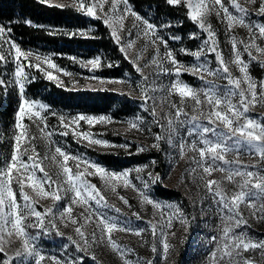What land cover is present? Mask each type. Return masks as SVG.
<instances>
[{"label":"snow or ice","instance_id":"6c2138e0","mask_svg":"<svg viewBox=\"0 0 264 264\" xmlns=\"http://www.w3.org/2000/svg\"><path fill=\"white\" fill-rule=\"evenodd\" d=\"M169 6H186L187 17L195 23L202 33L207 36L203 40L201 47L196 50L181 48L180 51L185 55L194 57L200 63L186 65L177 59L175 50L169 47V39L181 40L180 36H171L165 38L163 35L158 34L160 27H171L170 24L157 25L150 22L145 17L141 16L129 4L128 0H38V3L52 8L66 9L73 8L75 11L83 14L84 16L91 17L102 21V23L111 30V37L117 45L119 51L128 59L135 67L137 73H140L142 82L137 85L140 88L139 98L143 100L141 107L145 112H149L152 117L151 121H147L142 116H135L126 121L129 130L151 132L150 124H160L157 116V108L155 106V99L149 93L157 91L156 80L159 79L161 74L179 77L181 73H188L193 76H198L201 80H205L206 76H216L220 79L227 80V86L223 91H219L212 81H205L206 84L212 85L205 88H193L182 80L176 79L169 86H167V93L169 95L176 94L180 97L179 103H171L170 108L175 109L174 117L170 114L167 118L166 133L155 134V143L151 144V148L160 149V142L163 140L172 144L176 136H180L179 129L185 125L187 128V137H194L189 140L184 136H180L178 141L179 154L184 158L189 152L193 153L189 160L193 167L190 168V174H193V181L199 180L206 188L209 197L213 204L216 206V211L220 219V224L217 225L219 235H213L209 243L213 245L210 249L209 256L211 264H254V261L246 257L244 254L247 252H254L259 250L262 257H264V240H256L249 235L247 230L243 229L248 225V220L245 219L240 206L247 202V207L251 211V215L257 219L264 220V175L260 171H250L248 165H241L239 160L229 161L226 156L229 153L238 155L242 149L246 148L249 154H257L261 160H264V123L250 117L248 113L251 108L258 102H264V81L257 82L253 79L249 72V63L242 59L243 53L238 49L237 45H243V52H246L251 59H257L253 56L252 50L264 55V47L256 43V39L264 38V23H254L247 19L249 16V7L247 5H256L257 0H244V4L239 0H228L230 7L235 10V14L226 6L225 0H165ZM109 5L105 11V5ZM123 8H120V5ZM218 6V7H217ZM212 13L222 22L226 23L227 30L231 32L236 27H243L247 29L250 41L237 40L236 36L231 37L232 50L234 58L230 63L236 65L241 73L240 77H233L229 68V62H226L222 53L218 51V40L216 33L212 28L211 23L208 22V17ZM222 13V16H221ZM258 13L264 15V0H259ZM128 17L134 18L131 28H127L125 21ZM139 22V23H137ZM24 23L31 27H44L43 25H36L30 19L25 20ZM9 24L0 23V42L8 44V52L5 54L2 50V43H0V62L14 64L12 72V80L6 81L0 78V86L7 87L9 83L18 89L20 103L16 112L15 129L19 130L13 139L15 144L10 160L6 161L3 168H0V253L5 252V243H11L13 236L20 238L21 250H17L15 255L17 257L27 256L32 257L34 264H45L46 260L51 264H72L67 260H61L56 256L46 257L36 246L34 241L38 236L31 235L27 229L37 228L47 234L48 228L45 220L49 217H55L56 213L53 212L52 207L45 208L43 212L38 211L34 205L38 202V198H46L51 196L54 201H60L67 197L68 193H72L71 202L68 206L64 207L59 212L60 220L68 219L72 225H79L74 228L76 236L79 240L74 239L73 236H68L67 239L75 245L79 251H85L89 245V236L86 232L87 225L91 221L92 214L97 217L95 229H99L100 235L97 236L96 230L91 232V243H99L107 241V244L124 258L125 250L113 239L112 234L116 231L120 232H133L135 235L140 236L144 229H131L122 226L117 220L108 217L105 213L99 211V207L91 209V202H95L97 206H107L105 196L97 186L90 182L87 178L93 175H99L105 186L109 187L111 191L116 192V182L122 181V186L125 188L132 187L139 192L141 203L151 205L154 210L159 213V222L153 223L149 221L152 235L155 238L157 235V227L159 224L160 235L163 237V251L165 258L169 253L170 248L173 246L168 242V236H175L173 222L178 221L187 231L192 226L193 218L185 215L184 210L179 204L174 202H165L155 199L148 193L151 186L159 183L163 185V178L159 173H154L150 170L149 165H143L135 169H126L124 171H110L95 161H90L83 156H76L66 153L61 147L55 148V153L63 158V163L59 164L61 172L57 175L65 177L64 183L66 188L57 180H53L40 164L36 162L32 154H29L30 147L25 146L22 148L21 141L25 139H34L31 137L28 128L23 123L25 117L32 120L40 127L43 123L47 127L46 117L42 116V112H47L49 106L29 99L27 97V86L31 84L36 77L26 71V69L36 68L39 72L43 73L44 78L49 81H55L58 86L62 82L58 81V77L53 75L51 71H47L43 65L46 64L47 68L55 69L57 72L62 71L51 59L54 54H37L31 50H24L20 44L16 43L11 37L13 31ZM136 29V35L139 37L143 35L146 38V44L143 49L138 50L135 55H130L129 49H133L135 41L129 39L127 43H122V33L127 32L128 36H132V30ZM49 34H53L56 29H46ZM91 29L87 31H64L63 34L70 37H90ZM258 33V35H257ZM190 39H196L197 34H190ZM152 46L155 55L152 56L143 66L139 61L143 58V52ZM163 48V53H161ZM215 53V59L218 67L215 69L207 66V61L203 60L205 54ZM9 58L10 61H9ZM76 61V57H69ZM35 61V62H34ZM82 66H91L92 70L101 67L100 57H95L87 61H78ZM150 65L155 66L156 71L152 73V80L145 74L144 68ZM168 65V66H166ZM109 67L112 65L109 64ZM224 74V75H221ZM64 75H72L64 71ZM105 81H101L104 83ZM109 83L123 84L125 81H108ZM242 85H244L242 87ZM131 89V85L129 86ZM259 89V91H258ZM163 90V89H161ZM128 95H132L130 90ZM203 96L204 99H201ZM238 97L236 102L233 98ZM153 101V106L149 109L148 101ZM193 101L192 112L190 118L182 120L181 116H188L185 110L187 101ZM207 105L205 111L201 105ZM56 115V113H52ZM207 120V124L202 123ZM59 121L65 129L70 124H78L79 121H85L89 125L96 123H112L110 116H91V115H78L75 117L66 118L64 115L59 116ZM164 128L163 125H161ZM43 130V129H41ZM67 135V131L61 133ZM49 136L51 133L48 134ZM73 135H79L85 140H88L91 145H99L103 148L117 147L110 144L107 140L92 137L89 133L73 132ZM119 147L127 148L128 145H119ZM147 149L143 146L138 147L137 152H144ZM31 152H35L34 146H31ZM28 155V161L23 160V156ZM53 160L56 159L54 155ZM72 160L75 162L76 171L67 166V162ZM152 165L156 164L153 160ZM43 173V177L36 175V170ZM20 173L27 176L29 181L28 187L35 193V197L30 196L25 191L24 180L17 178L16 183L19 184L20 197L23 199L24 204L21 206L17 202L16 193L13 191V172ZM137 173L136 179L141 181L142 187L137 188L135 184L129 179L132 172ZM225 174L221 179L211 178L214 172ZM145 173L146 178L141 176ZM236 177L242 178L241 182L237 183L238 191L228 195L224 186L223 180L234 182ZM48 183L49 188L52 184H56L57 188L53 191H45L44 185ZM63 191L64 195L58 194ZM125 204L128 203L124 197H120ZM79 204L85 207V211L80 213L84 223L73 217L72 205ZM5 208L8 210L5 211ZM119 211V209H116ZM85 213H89L85 215ZM259 214V215H257ZM34 218V220L32 219ZM139 218V216H138ZM48 224L52 229L56 230V234L63 236L64 233L59 230L58 225L53 219H48ZM67 227V224L65 225ZM6 237L8 238L6 240ZM83 242V246L80 243ZM65 247H67L65 245ZM156 245L153 243L152 252H156ZM11 258L4 260L3 264H10ZM124 264H132L131 261L124 259ZM147 264H153L148 261Z\"/></svg>","mask_w":264,"mask_h":264},{"label":"rangeland","instance_id":"374dc122","mask_svg":"<svg viewBox=\"0 0 264 264\" xmlns=\"http://www.w3.org/2000/svg\"><path fill=\"white\" fill-rule=\"evenodd\" d=\"M129 2V1H128ZM244 4V0H239ZM226 6H229V10L235 14V10L230 7L228 0H225ZM130 4V2H129ZM131 5V4H130ZM132 6V5H131ZM249 7V16L248 20L254 23H264V15L258 13L259 0H257L256 5H247ZM109 5H105V11H107ZM123 8L121 4L119 6ZM133 7V6H132ZM218 7V6H217ZM139 13V12H138ZM141 16L148 19L152 22L148 16L139 13ZM222 16V13H221ZM134 22V18L128 17L125 21L127 28H131ZM208 22L211 23L213 30L216 33L218 40V51H220L226 62H229V68L232 73V76L240 77L241 73L236 65L230 63L234 58L232 50L231 37L234 35L237 37V40H243L245 42L250 41V36L247 29L243 27H236L231 32L227 30L226 23L222 22L221 18H218L215 13H212L208 17ZM139 23V22H137ZM136 29L132 30V36L129 37L127 32L122 33V43H127L129 39L135 41L133 49H129L130 55H135L138 50L144 48L146 44V38L143 35L137 37ZM197 34L196 39L190 42V34ZM160 35H163L166 38V34L162 31V27L159 28ZM186 38L181 37V40H171L169 39V47L175 50L177 54V59L186 65L200 63L194 57L190 55H185L180 51L181 48H187L191 50H196L201 47L203 40L206 38L207 34L202 33L197 26V31L190 33ZM258 35V33H257ZM178 36V35H176ZM16 42V41H15ZM2 43V50L5 54L8 52V44ZM17 43V42H16ZM256 43L261 47H264V38H257ZM22 47V46H21ZM238 49L243 53L242 59L245 62L249 63V72L254 80L257 82L264 81V55L252 50L253 56L257 59H251L246 52H243V45L238 44ZM24 50H31L33 53L37 54H50L44 51H39L35 49L23 48ZM161 53H163V48H161ZM155 55L154 48L149 46L147 50L143 52V58L139 61L140 65L143 66L148 60ZM11 58H9L10 61ZM53 62L60 68L62 71L57 72L55 69L47 68V65L44 64L43 67L47 71H51L53 75L58 77V81L62 82L60 86L65 88H74V89H108L115 91L119 100L122 99L128 100L132 105H135L136 110L133 114L128 116L116 117L112 113L106 114H87V113H76L70 111L57 110L51 107L45 100L41 98H33L27 94L29 99H35L38 102L44 103L49 106L47 112H42L41 115L46 117L47 127H44V124L41 123L40 127H37V124L32 120H29L25 117L23 123L28 128L29 134L34 139H25L21 141L22 148L25 146L30 147L29 154L33 155V158L36 162L40 164V167H43L45 171L48 172L49 176L53 180H57L60 184L67 187L64 183L65 177L63 175H57L61 172L59 164L63 163V158L59 157L55 153L56 147H61L66 153L83 156L90 161H95L105 167L110 171H124L126 169H135L143 165H149V168L146 171L150 170L154 173H159L163 178V185L159 183L151 186L149 195L154 197L157 200L165 202H174L180 205L184 210V213L189 218H193L192 226L187 231L184 230L183 226L178 222H173V228L166 231H174L175 236H168V242L173 246L170 248L167 258L163 251V237L160 235L159 224L157 227V235L154 238L152 235V230L149 224V221L153 223L159 222V213L152 208L151 205L142 204L139 192L134 190L132 187L125 188L122 186L123 182H116V192L110 190L109 187L105 186L104 182L101 180L99 175H93L87 177L91 183L95 184L99 188L102 194L105 196L106 205L97 206L95 202H91V209H96L99 207V211L105 213L108 217L117 220L122 226H126L131 229H144L145 231L141 233L140 236L135 235L133 232H120L116 231L112 234L113 239L125 250L124 258H121L120 254L116 251H113L112 248L107 244V241L99 243H91V232L95 229V224L97 222V217L95 214H92L91 221H89L86 232L89 236V245L86 247L85 251H79L76 249L75 245L67 239L68 236H73L74 239L79 240V237L76 236L74 228L79 225H72L68 219L64 221L60 220L59 212L63 210L64 207L68 206L71 202L72 193H68L67 197L60 201H54L51 196L46 198H38V202L34 207L43 212L45 208L52 207L53 212L56 213L55 217L49 216L45 220V224L48 228L47 234L42 230L37 228H28L27 231L33 235L38 236L34 241L38 249L46 256H56L61 260H67L72 262V264H124V259H127L132 262V264H147L148 261H152L153 264H211V259L209 256L210 249L213 247L209 243L210 238L213 235H219L217 231V225L220 224V219L216 211V206L213 204L209 194L204 187L203 183L199 180L193 181V174H190V168L193 167L189 157L193 153H188L184 158L180 157L178 141L180 136L191 140L194 137H187V128L188 125H185L179 129L180 136H176L172 144H169L165 141L160 142V149L163 150V163L159 161L158 158L150 157L141 163L128 164L124 167H114L106 165L101 162L97 157V154L94 152L101 153H110L120 158H125L129 154H138L142 152H137L138 147H145L147 150L144 151L149 153L151 151H158L157 149L151 148V144L155 143V134L160 133L167 135L165 129L167 126V118L171 114L174 117L175 109L170 108L171 103H179L180 97L176 94L169 95L167 93V86H169L174 80L179 79L189 84L193 88H205L211 87L212 85L206 84L205 81H212L216 88L219 91H223L227 86V80L217 78L216 76H206L205 80H201L198 76H193L188 73H181L179 77L175 75L168 76L161 74L159 79L156 80L157 91L154 93L150 92L155 99V106L157 108V116L160 120V124H150L151 132L129 130L127 128L126 121L132 119L135 116H142L147 121H151L152 117L149 112H145L141 105L144 103L143 100L133 96H140V88L137 87L138 84L142 82L140 73L130 74L125 73L122 76H106L102 74L101 67L95 70L91 69V66H82L78 61H87L92 58L79 59L74 62V66H62L57 63L53 55H51ZM204 61H207V66L215 69L218 67L217 61L215 59V53L208 54L206 53L203 57ZM35 62V61H34ZM2 65L6 67L5 73L12 80V72L14 69V64L11 62L4 63ZM168 66V65H166ZM145 74L149 76V80H152V73L156 71L155 66L150 65L143 69ZM8 71V72H7ZM31 76H43V73L39 72L36 68L26 69ZM64 71L71 73L72 75H64ZM224 75V74H221ZM190 77V78H188ZM46 79V78H45ZM191 79V80H190ZM105 81L101 83V81ZM108 81H125V83H109ZM58 84L57 82L53 81ZM131 85V89L130 86ZM244 85H242L243 87ZM163 89V90H161ZM132 91V95H128L129 91ZM259 91V89H258ZM201 99H204L203 96ZM238 97L233 98V102H236ZM193 101L188 100L185 110L188 112V116H181L180 119L185 120L190 118L193 114L192 105ZM149 109L153 106V101L149 100L148 105ZM201 107L207 111V105L202 104ZM52 113H56L53 115ZM64 115L66 118L75 117L78 115H91V116H110L112 123H96L94 125H89L85 121H79L78 124H70L68 128L62 127L59 116ZM248 115L262 123H264V102H258L254 107L251 108ZM16 123V119H15ZM14 123V129H15ZM202 123L207 124V120H203ZM164 126V128L161 127ZM43 129V130H41ZM19 130L15 129L14 135L18 133ZM67 131V135H62L61 133ZM73 132L77 134L80 132L89 133L92 137L98 139L107 140L110 144L116 145L117 147L103 148L99 145H91L88 140L83 139L79 135L74 136ZM51 133L49 136L48 134ZM15 141L13 139L12 150L10 153H6L4 150H0V168H3L6 161L10 160L13 146ZM119 145H128L127 148L119 147ZM31 146H34L35 152H31ZM56 156V159L53 160L52 157ZM226 159L229 161L239 160L241 165H248L250 171H260L261 175H264V160H261L257 154H249L247 149L244 148L238 155L229 153L226 156ZM24 161H28V155L23 156ZM155 160L156 164L153 166L152 161ZM67 166L73 169V172L76 171L75 162L69 160ZM36 175L38 177H43V173L36 170ZM137 173L134 171L131 173L129 179L137 188L142 187L141 181L137 180ZM141 176L146 178L145 173H141ZM225 174L220 172H214L212 177L213 179H221ZM20 178L24 180L25 191L28 192L30 196L35 197V193L31 188L28 187L29 181L27 176L23 174V170L18 174L14 170L13 172V191L16 193L17 202L23 206L24 201L20 197L19 184L16 183V179ZM242 178L236 177L234 182H229L226 179L223 180V186L228 193L238 191L237 183L241 182ZM157 187H168L174 188L178 191H181L183 195V200L177 199H167L158 195ZM45 191H53L57 188L56 184H52L49 188V184L44 185ZM60 195H64L63 191L58 192ZM120 197H124L128 201L127 204L124 203ZM73 207V217L76 218L79 223H84L83 218L80 216V213L85 211V207L79 204L72 205ZM116 209H119L117 211ZM240 209L245 217L248 220V225L244 226L243 229L247 230L250 236L256 240H264V220L257 219L251 215L250 209L247 207V202L241 204ZM8 209L5 208V211ZM89 213H85L88 215ZM259 215V214H257ZM139 216V218H138ZM34 220V218H32ZM48 219H53L54 222L58 225L59 230L64 233L63 236L56 234V230L51 228V225L48 224ZM67 224V227L65 226ZM97 236L100 235L99 229H95ZM8 238L6 237V240ZM83 246V242L80 241ZM155 243L157 251L152 252V245ZM65 245L67 247H65ZM5 253H3V261L11 258L10 264H34L32 257L20 256L17 257L15 252L17 250L22 251L21 240L18 237L13 236L11 238V243H5ZM246 257L254 261V264H264V257L261 256L260 251L247 252L244 254ZM3 261L1 264H3ZM45 264H51L50 261L45 262Z\"/></svg>","mask_w":264,"mask_h":264},{"label":"trees","instance_id":"16d2710c","mask_svg":"<svg viewBox=\"0 0 264 264\" xmlns=\"http://www.w3.org/2000/svg\"><path fill=\"white\" fill-rule=\"evenodd\" d=\"M137 12L148 16L157 24H170L162 27L166 38L178 35L186 38L197 31V25L187 17L186 6H169L165 0H128ZM31 20L36 25L31 27L24 23ZM13 31L11 37L23 48L35 49L54 54L53 57L62 66L73 67L74 60L100 57L101 72L106 76H122L125 73L135 74V67L119 51V45L111 37V30L102 21L84 16L73 8L58 9L38 3V0H0V23L9 24ZM46 29H56L49 34ZM91 29L90 37H70L64 31ZM192 42L194 39H190ZM112 66L109 67L108 65ZM6 67L0 62V78L11 81L4 74ZM8 72V71H7ZM190 78V77H188ZM191 80V79H190ZM27 94L33 98L45 100L51 107L76 113L106 114L116 117L128 116L135 112L136 107L128 100H119L115 91L108 89H74L58 86L42 76L27 86ZM20 103L18 89L11 83L7 87L0 86V150L10 153L14 137V123ZM101 162L109 166L124 167L128 164L141 163L147 158L155 157L163 163L161 150L149 153L129 154L120 158L110 153L94 152ZM158 195L167 199L183 200L181 191L168 187H157ZM0 253V264L3 261Z\"/></svg>","mask_w":264,"mask_h":264}]
</instances>
